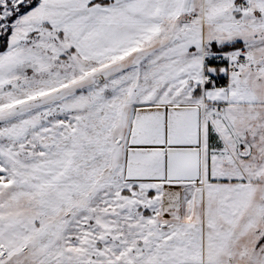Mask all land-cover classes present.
I'll use <instances>...</instances> for the list:
<instances>
[{"label":"snow or ice","instance_id":"6c2138e0","mask_svg":"<svg viewBox=\"0 0 264 264\" xmlns=\"http://www.w3.org/2000/svg\"><path fill=\"white\" fill-rule=\"evenodd\" d=\"M0 264H264V0H0Z\"/></svg>","mask_w":264,"mask_h":264}]
</instances>
